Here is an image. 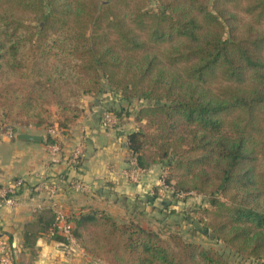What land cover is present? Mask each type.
Returning a JSON list of instances; mask_svg holds the SVG:
<instances>
[{
    "label": "trees",
    "instance_id": "1",
    "mask_svg": "<svg viewBox=\"0 0 264 264\" xmlns=\"http://www.w3.org/2000/svg\"><path fill=\"white\" fill-rule=\"evenodd\" d=\"M0 77L6 114L38 125L54 103L67 126L83 94L144 100L130 156L162 164L174 199L208 196L196 210L206 233L264 264V0H0ZM65 219L89 252L92 238L110 241L111 264H231L136 218L89 207ZM58 222L55 211L39 214L25 246L43 235L68 242Z\"/></svg>",
    "mask_w": 264,
    "mask_h": 264
},
{
    "label": "crops",
    "instance_id": "2",
    "mask_svg": "<svg viewBox=\"0 0 264 264\" xmlns=\"http://www.w3.org/2000/svg\"><path fill=\"white\" fill-rule=\"evenodd\" d=\"M75 102L80 107L79 115L58 132L20 131L42 134L43 139L19 138V132L9 138L0 133V184L16 177L24 179L16 203L0 202V237L9 241L14 264L96 262L77 239L64 231L66 219L59 225L68 242L43 235L34 246H25V231L34 227L31 223L42 212L73 216L92 207L116 219L165 221L175 207L174 201L183 204L184 215L193 205L188 199H169L171 187L162 182V164L144 168L136 181L127 175L126 171L134 168L128 134L138 126L136 111L144 100H123L107 90L97 96L83 94ZM111 108L128 111L116 126L105 123V114ZM51 137L54 142L49 141ZM55 143L58 149L52 147ZM77 146H82L83 156L79 163L72 164L70 156ZM98 260L105 262L103 258Z\"/></svg>",
    "mask_w": 264,
    "mask_h": 264
},
{
    "label": "rangeland",
    "instance_id": "3",
    "mask_svg": "<svg viewBox=\"0 0 264 264\" xmlns=\"http://www.w3.org/2000/svg\"><path fill=\"white\" fill-rule=\"evenodd\" d=\"M6 59L3 60L4 75L10 76L11 80L15 81L17 80L16 75H14L10 70H8V67L6 66ZM4 76V77H5ZM3 77V75H2ZM0 77V83L1 79ZM51 110L52 112L49 114L46 121H44L41 124H35L34 122L26 123L27 118L23 115H16L14 114V117H9L6 114L5 107L0 105V133H9V131L13 133L20 132L21 130H27V129H38L39 131H44L47 133H56L60 130L59 123L62 120H65L66 116L60 117L57 115L58 107L56 104H51ZM48 115V114H46ZM119 119L117 118V121L115 122V126L118 124ZM113 125V126H114ZM16 129V131H15ZM219 200L223 201V203L227 202V199L224 197H218ZM171 201L174 200L172 196L169 197ZM189 200L193 203V205L190 207V211L194 209V212H185V215L182 214L184 212L183 210V204L177 203V201H174L175 207H172L171 212H169V217L165 221H151L144 219L143 221L140 218H137L144 226L148 228H153L160 232L162 236H168L170 233L177 232L179 233L184 239L186 240H192L202 243L205 246L208 247H214L217 249H220L224 252V254L227 256V258L231 261V264H254L255 261H252L251 259H243L240 256H238L236 253L232 252L230 249L226 248V246L223 244L222 241H219L218 239L211 238L205 231L204 227V221H200L199 214L196 212V210H199L200 207L210 205V199L208 196H205L203 194L190 192L189 194L181 195L180 200ZM118 221L124 222L130 220V218H121L117 219ZM68 239V236H67ZM110 244V241H105L104 238L101 240L97 238H92L90 241V247L91 252L86 250V252L95 259L94 264H111L109 260V254H106L104 252V248ZM98 258H103L104 261L98 260Z\"/></svg>",
    "mask_w": 264,
    "mask_h": 264
},
{
    "label": "built area",
    "instance_id": "4",
    "mask_svg": "<svg viewBox=\"0 0 264 264\" xmlns=\"http://www.w3.org/2000/svg\"><path fill=\"white\" fill-rule=\"evenodd\" d=\"M116 121H117V117L113 113L107 112L105 114V123L107 125L113 126ZM4 134L9 138L14 137L16 135L15 133L11 131H9V133H4ZM52 147L54 149H58L59 145L55 143L52 145ZM82 155H83L82 146H77L74 149L72 155L70 156V162L72 164H76ZM131 161H132V164L134 165V168L127 170L126 172H127V175L131 179L136 181L140 178V174L144 170V168L138 165V162L135 156L131 158ZM161 178H162L163 184H165L167 187H170V185L165 183L163 177ZM23 186H24V179L22 177L13 178L7 184H0V202H6L10 204L16 203L17 196ZM180 194L183 195L184 193H180ZM61 219L65 220V215H59V221ZM64 231L67 233L68 236H71L69 233V224L67 222H65L64 224ZM12 255L13 253H12L9 241L3 237H0V264H14Z\"/></svg>",
    "mask_w": 264,
    "mask_h": 264
},
{
    "label": "water",
    "instance_id": "5",
    "mask_svg": "<svg viewBox=\"0 0 264 264\" xmlns=\"http://www.w3.org/2000/svg\"><path fill=\"white\" fill-rule=\"evenodd\" d=\"M19 138H28V139H43L44 136L42 134L31 133V132H19L17 134Z\"/></svg>",
    "mask_w": 264,
    "mask_h": 264
}]
</instances>
